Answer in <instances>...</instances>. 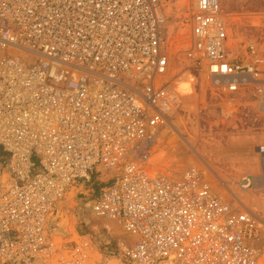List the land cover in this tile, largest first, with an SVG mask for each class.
Returning <instances> with one entry per match:
<instances>
[{
    "label": "built area",
    "instance_id": "2783aa9c",
    "mask_svg": "<svg viewBox=\"0 0 264 264\" xmlns=\"http://www.w3.org/2000/svg\"><path fill=\"white\" fill-rule=\"evenodd\" d=\"M166 23L161 0H0V264H79L93 236L51 225L71 187L103 172L89 213L125 232L132 264H264V216L213 189L205 155L180 172L149 168L183 106L179 82L195 92ZM182 54L222 97L223 119L249 106L264 118V37L232 34L220 0H195ZM258 135L238 142L254 159L238 187L264 164Z\"/></svg>",
    "mask_w": 264,
    "mask_h": 264
},
{
    "label": "rangeland",
    "instance_id": "374dc122",
    "mask_svg": "<svg viewBox=\"0 0 264 264\" xmlns=\"http://www.w3.org/2000/svg\"><path fill=\"white\" fill-rule=\"evenodd\" d=\"M161 1L167 16L166 43L169 49L176 52V62L185 70V77L188 72L195 75V92L192 83L187 81L188 78L179 82V89L184 93L183 106L178 113L172 115L171 127L160 131L159 139L148 158L149 168L162 172L168 169L180 172L189 164L198 163L197 154H203L219 174L217 177L207 175L216 192L222 193L221 186L224 187L227 183L234 196L245 200L247 198L248 203L264 216L263 161L262 173L256 172L259 169L256 165L248 167L253 175V183L249 188H238L236 184L240 175L235 173L238 168L246 167L247 163L254 160L252 155L243 153L241 143L238 144L239 140L248 142L249 147L254 145L258 134L264 130V118L251 106L246 109L240 107L230 121L222 118V97L214 91L215 89L205 84L200 71L194 69L182 54V50L189 43V18L195 0ZM220 8L228 17L230 31L235 36L264 37V0H220ZM234 122L236 128H232ZM232 153L235 155H231ZM109 176L110 173L106 172L91 175L88 182L84 181L71 187L61 202L57 226L51 225L59 234L76 231L93 236L90 251L79 264H132L118 248V242L127 241L125 232L116 225H112L111 231H107L102 228L104 221L91 217L89 213L91 200ZM214 178L222 180L224 184L219 185ZM225 194L234 201V197Z\"/></svg>",
    "mask_w": 264,
    "mask_h": 264
},
{
    "label": "bare ground",
    "instance_id": "6f19581e",
    "mask_svg": "<svg viewBox=\"0 0 264 264\" xmlns=\"http://www.w3.org/2000/svg\"><path fill=\"white\" fill-rule=\"evenodd\" d=\"M214 81H217V79H215L214 78ZM182 86H183V84H182ZM182 92V91H181ZM183 93V92H182ZM184 94V93H183ZM174 115H175V113H173ZM172 117V116H171ZM172 120L170 119V121H168V125H169V127H171V122ZM241 150V149H240ZM239 152V151H238ZM261 163H262V161H261ZM212 166V165H211ZM264 168V167H263ZM258 171L260 172V173H262L263 171H262V169L260 168V170L258 169ZM257 171V172H258ZM208 178V177H207ZM214 180H215V178H214ZM216 180H218V179H216ZM220 180V179H219ZM209 181H210V179H209ZM231 182V181H230ZM224 184V183H223ZM227 184V183H226ZM225 184V186L227 187L228 185H226ZM218 185V184H217ZM218 186H216V188H217ZM221 188V187H220ZM228 188V187H227ZM223 188V192L221 193V192H217V193H219V195H221V197H223L226 201H228V197L226 196V194L225 193H227L228 195H229V197H234V199H235V201H237L240 205H244V204H246V203H248V201L249 200H247V198H246V200L245 199H243L242 197V199H240L239 197H237V196H234L233 195V193H232V189L231 188ZM239 188V187H238ZM213 189L215 190V191H217L214 187H213ZM241 191H243V190H245V189H240ZM221 191H222V188H221ZM246 201V202H245ZM89 206V205H88ZM99 219V218H98ZM101 221H103V219H101ZM127 237V236H126Z\"/></svg>",
    "mask_w": 264,
    "mask_h": 264
}]
</instances>
